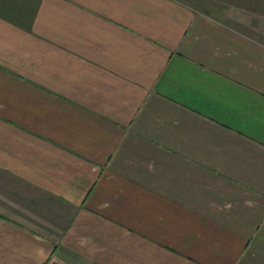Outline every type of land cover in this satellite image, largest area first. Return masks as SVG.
Here are the masks:
<instances>
[{"label":"crops","instance_id":"0c3cea01","mask_svg":"<svg viewBox=\"0 0 264 264\" xmlns=\"http://www.w3.org/2000/svg\"><path fill=\"white\" fill-rule=\"evenodd\" d=\"M0 264H264V0H0Z\"/></svg>","mask_w":264,"mask_h":264}]
</instances>
